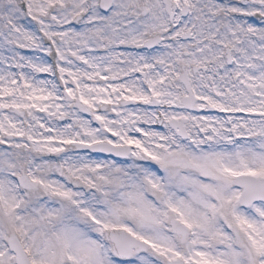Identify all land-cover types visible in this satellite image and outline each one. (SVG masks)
Wrapping results in <instances>:
<instances>
[{
	"label": "snow or ice",
	"instance_id": "6c2138e0",
	"mask_svg": "<svg viewBox=\"0 0 264 264\" xmlns=\"http://www.w3.org/2000/svg\"><path fill=\"white\" fill-rule=\"evenodd\" d=\"M0 264H264V0H0Z\"/></svg>",
	"mask_w": 264,
	"mask_h": 264
}]
</instances>
